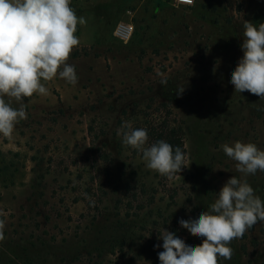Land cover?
<instances>
[{"label":"rangeland","instance_id":"1","mask_svg":"<svg viewBox=\"0 0 264 264\" xmlns=\"http://www.w3.org/2000/svg\"><path fill=\"white\" fill-rule=\"evenodd\" d=\"M71 7L86 19L67 61L77 84L58 75L42 81L47 94L25 98L27 119L10 137L0 134V264H160L159 234L202 243L179 221L198 218L228 179L242 178L221 146L264 150V100L230 83L243 56V23H264V0L190 7L71 0ZM119 21L135 26L128 43L113 36ZM175 118L188 167L169 179L117 132L125 122L144 128ZM246 179L264 201V172ZM230 247L231 260L219 264H264V222Z\"/></svg>","mask_w":264,"mask_h":264},{"label":"clouds","instance_id":"2","mask_svg":"<svg viewBox=\"0 0 264 264\" xmlns=\"http://www.w3.org/2000/svg\"><path fill=\"white\" fill-rule=\"evenodd\" d=\"M84 24L86 19L77 16L71 0H0V134L10 137L15 126L27 119L23 100L34 94L46 95L48 89L43 82L58 75L68 84H77L75 66L67 61L80 44L75 34L77 26ZM241 49L243 56L231 73L230 83L235 92L247 91L264 100V23L244 21ZM13 100L19 108L12 106ZM117 135H122L125 146L140 151L146 167L161 176L172 179L188 167L179 146L173 149L159 140L145 147L148 133L144 128H133L125 122ZM221 147L236 162L242 178L228 179L209 210L198 218L179 221L192 236L202 238V243L193 247L165 229L159 234L158 239L163 241V251L158 253L160 264H219L221 258L231 260V242L264 222V201L246 179L257 171L264 172V150L241 141ZM4 228L5 221L0 219V241Z\"/></svg>","mask_w":264,"mask_h":264},{"label":"trees","instance_id":"3","mask_svg":"<svg viewBox=\"0 0 264 264\" xmlns=\"http://www.w3.org/2000/svg\"><path fill=\"white\" fill-rule=\"evenodd\" d=\"M150 106L151 104H149V107ZM161 106L171 109V107L164 102L161 104ZM144 129L147 130L150 146L159 140H164L171 144L173 146V149L179 146L186 156V149L184 144V128L182 123L179 122L177 118L173 119L172 121H164L161 123H147ZM177 175L179 174H176L175 176Z\"/></svg>","mask_w":264,"mask_h":264},{"label":"built area","instance_id":"4","mask_svg":"<svg viewBox=\"0 0 264 264\" xmlns=\"http://www.w3.org/2000/svg\"><path fill=\"white\" fill-rule=\"evenodd\" d=\"M196 0H193L192 3H188V0H175V3L177 5L182 6H193L195 4ZM135 32V26L132 22H126V21H119L115 25V28L113 30V36L122 43H128Z\"/></svg>","mask_w":264,"mask_h":264},{"label":"crops","instance_id":"5","mask_svg":"<svg viewBox=\"0 0 264 264\" xmlns=\"http://www.w3.org/2000/svg\"><path fill=\"white\" fill-rule=\"evenodd\" d=\"M0 148H1V146H0ZM3 148V147H2ZM4 149V148H3ZM1 163V162H0Z\"/></svg>","mask_w":264,"mask_h":264}]
</instances>
